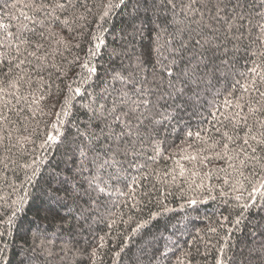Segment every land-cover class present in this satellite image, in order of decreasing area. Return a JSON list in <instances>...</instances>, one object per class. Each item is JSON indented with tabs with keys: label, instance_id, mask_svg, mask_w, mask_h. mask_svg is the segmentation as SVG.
<instances>
[{
	"label": "snow or ice",
	"instance_id": "obj_1",
	"mask_svg": "<svg viewBox=\"0 0 264 264\" xmlns=\"http://www.w3.org/2000/svg\"><path fill=\"white\" fill-rule=\"evenodd\" d=\"M11 10L18 15L0 17V179L9 189L0 196V264H11L12 237L29 211L31 241L19 264H93L97 251L78 247L73 221L98 216L110 182L144 167L145 143L156 156L166 151L159 126L209 94L215 135L184 133L194 154L181 157L191 168L176 161L178 175L196 191L218 173L235 174L248 193L235 197L244 200L237 225L253 209L264 211V0H0V11ZM114 17L122 22L115 32L108 26ZM241 52L245 71L237 67ZM104 53L118 67L102 74L93 62ZM73 109L86 120L74 125L61 168L48 152L64 142L60 127L71 123ZM18 152L30 159L18 163ZM53 219L60 223L50 232L42 225ZM257 231L249 264H264V225L253 237Z\"/></svg>",
	"mask_w": 264,
	"mask_h": 264
},
{
	"label": "trees",
	"instance_id": "obj_2",
	"mask_svg": "<svg viewBox=\"0 0 264 264\" xmlns=\"http://www.w3.org/2000/svg\"><path fill=\"white\" fill-rule=\"evenodd\" d=\"M12 2L13 0H9V3ZM10 15H18V10H11L7 15L0 11L4 22H7ZM121 23L119 17H114L108 26L115 32L119 30ZM253 50H256L255 46ZM80 55L83 57V52ZM237 59L239 71H245L248 57L241 52ZM93 63L98 64L102 74L112 67H118V63L110 62L106 53ZM211 99L210 94L202 97L198 105L186 106L185 110L175 114L176 119L160 125L159 139L164 141L162 147L166 149L163 155L156 156L152 147L145 143L143 155L138 159V164L144 167L129 170L126 180L122 178L119 182H110V195L106 198V205L101 207L100 214L93 216L88 224L81 222L77 225L73 221V234L78 247L95 248L97 251L93 264H216L218 258L225 261V264H240L241 261L249 264L245 259L248 248L253 245L254 240L262 238L258 231L255 237L251 233L257 224L264 225V211L257 213L253 209L241 218L240 224L235 223L242 211L238 205L244 203L243 199L238 202L235 197L241 195L246 198L248 195L247 191L239 190L240 185L236 184L235 174L227 176L225 173H218L220 179L214 177L206 180L205 187L196 191H192L184 182V178L178 175L176 161L179 160L186 168H191V164L181 157L194 154L193 148L187 146V143L192 141L184 133L206 129L207 132H201L202 136L207 138V135H215L211 123L213 117L209 115L210 104L205 103V100ZM219 104L220 101L217 106ZM72 111L73 115L66 118L71 123L60 127L64 142L53 144L48 152V155L53 157V165L59 162L61 168L64 167V153L76 135L74 125L86 120L83 110ZM48 119L44 117V120ZM43 131L42 123L41 134ZM39 143L40 140L37 139V145ZM196 143L199 144L198 141ZM28 147L31 150V145ZM149 157H155V160ZM14 158H17L20 164L30 159L27 153L21 156L19 152ZM173 172L177 175L175 182L171 180ZM8 175L19 186V180L11 173ZM19 175L22 177L23 172L20 171ZM185 176H188L187 172ZM133 177L136 178L135 184L132 182ZM103 178L107 180L106 175ZM225 178L229 179L228 184L223 182ZM39 183L41 187L44 186V177H40ZM125 184L128 187H125ZM244 185L248 187L247 182H244ZM144 192L152 193L151 197H144ZM0 196H9V189L2 179ZM12 198H15L14 194ZM189 198L196 199L197 203H188ZM66 203L71 206V199ZM33 216L32 211L22 215L21 229L12 237L15 248L11 264H19L27 251L26 247L22 251L21 246L31 241V234L26 233L25 229ZM225 217L227 219H224ZM59 223V219H53L42 226L51 232ZM137 225L141 227L137 228ZM134 229L137 230L133 231ZM82 259L87 262L86 256ZM251 264H259V261L253 259Z\"/></svg>",
	"mask_w": 264,
	"mask_h": 264
}]
</instances>
